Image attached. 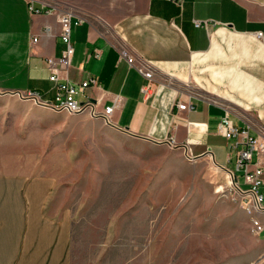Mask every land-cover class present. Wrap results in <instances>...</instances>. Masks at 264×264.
I'll return each mask as SVG.
<instances>
[{"label": "crops", "instance_id": "1", "mask_svg": "<svg viewBox=\"0 0 264 264\" xmlns=\"http://www.w3.org/2000/svg\"><path fill=\"white\" fill-rule=\"evenodd\" d=\"M44 4L57 10H31ZM63 11L81 22L73 26L75 53L60 78L79 85L96 77L99 86L85 94L101 98L103 106L119 99L115 125L157 144L171 145L173 139L190 158L210 160L215 182L228 187L237 149L218 130L221 118L229 113L252 134L264 127V0H0V93L34 90L55 98L47 60L65 49ZM227 34L238 43L228 44ZM122 49L156 67L149 95L142 93L145 79ZM96 50L101 55L91 56ZM179 100L189 108L180 109ZM11 177L0 175V264H76L72 249L79 221L66 206L50 208L55 179ZM104 233L107 249L119 231L106 225ZM139 238L130 240L135 254L126 264H157L156 240L153 248Z\"/></svg>", "mask_w": 264, "mask_h": 264}, {"label": "rangeland", "instance_id": "2", "mask_svg": "<svg viewBox=\"0 0 264 264\" xmlns=\"http://www.w3.org/2000/svg\"><path fill=\"white\" fill-rule=\"evenodd\" d=\"M209 161L87 113L0 93V175L55 179L50 208L66 206L79 221L76 264H126L139 236L153 248L156 240L157 264H264V233L232 188L219 190ZM106 225L119 231L107 249Z\"/></svg>", "mask_w": 264, "mask_h": 264}, {"label": "built area", "instance_id": "3", "mask_svg": "<svg viewBox=\"0 0 264 264\" xmlns=\"http://www.w3.org/2000/svg\"><path fill=\"white\" fill-rule=\"evenodd\" d=\"M173 1L181 4L183 0ZM31 10L35 13L44 11L51 13L57 9L44 4L41 8L32 5ZM60 22L61 38L65 44V49L60 57L47 60L49 67L52 68L50 79L55 83V98L53 100L45 99L38 91L34 90H25L17 94L56 111L70 114L87 113L92 117L101 118L106 123L115 125L113 113L119 99L116 97L113 104L103 106L101 98H93L85 94V90L89 86H99L96 77H90L79 85L60 78V71L68 69L71 65L75 53L72 30L73 26L78 25L81 20H73L72 11H63ZM195 25L200 26L201 23L196 21ZM34 41H38V38H35ZM90 55L99 57L101 51L96 50ZM121 55L126 57L128 62L143 75L145 84L142 86V93L149 95L155 88L157 80L156 67L149 60L132 56L125 49L121 50ZM60 65H63V68ZM178 107L180 109L189 108L188 104L181 100L178 101ZM218 130L227 139L234 140L232 146L237 149L236 171H228L229 186L220 185L219 189L225 194L228 188H232L234 197L247 214L251 216L254 232L260 236L264 231V220L260 217L264 214V192L262 191L264 186V127L260 129L258 134H252L250 126H237L227 113L221 118ZM169 142L173 146L176 145L173 139ZM208 152H211L210 148H208ZM238 177L242 178L243 183L239 181Z\"/></svg>", "mask_w": 264, "mask_h": 264}, {"label": "bare ground", "instance_id": "4", "mask_svg": "<svg viewBox=\"0 0 264 264\" xmlns=\"http://www.w3.org/2000/svg\"><path fill=\"white\" fill-rule=\"evenodd\" d=\"M220 190V189H219Z\"/></svg>", "mask_w": 264, "mask_h": 264}]
</instances>
